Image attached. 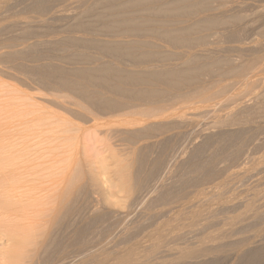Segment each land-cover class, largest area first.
<instances>
[{
  "label": "bare ground",
  "instance_id": "1",
  "mask_svg": "<svg viewBox=\"0 0 264 264\" xmlns=\"http://www.w3.org/2000/svg\"><path fill=\"white\" fill-rule=\"evenodd\" d=\"M8 1H6V2H8ZM10 1L15 2L17 0H10ZM29 1H31L32 4L30 2H28V3H30L32 5V7L27 6L28 8H25L27 10H24V11L29 12V13H30V11H28V9L31 8V10H33L32 8L34 7V11H32V13L35 12V9H37L38 10L37 12L38 13L40 12L42 14L43 12L50 10L55 5V3H54L55 0L54 1L52 0V2L54 3V4L51 3L52 5L49 4V2L47 3L48 0H29ZM63 1L65 2L66 0H62L61 2H63ZM85 1L89 2V0H85ZM228 1H229V4H231L230 0H228ZM247 1H249V0H247ZM57 2H56V4H57ZM226 2L227 1H225V0H96V1H92L91 3L89 2L88 6L91 4L92 7L88 8V10L91 9V11H88L86 8V7H88V6H86L87 2H85V5H84V2L79 1V2H77L78 4L76 3L77 5H80V6L82 5L81 6L82 8L86 6L82 12L80 11L81 12L80 15L83 16V18H86L88 15H91L90 12L92 14H93V12H97L96 14L94 13L92 15L93 20L94 19L96 20V24H94L95 20L93 22L91 21L93 24L86 23V22L75 23L76 21L71 20L74 23H72V25L70 26V28L67 31H66V29H64L67 33H69L68 34L69 36H68V38H66V40H64L63 42H60V44L61 43L65 44L67 47L70 46L72 48H75V50L76 49L81 50L79 52H78V50L75 51V53L76 52L77 53L74 55L71 54L72 56H69L67 54L69 56V59L67 60L68 61L67 64L69 63L70 65L74 66L73 68L71 67V69L68 71H66V70L63 71L61 69L59 70L58 69V68H60L59 65H58V67L53 66L54 69H52V67H51L52 65H50L49 63L50 62L52 63L53 60L49 62L48 60H51V59H48L47 53L45 52V50H43V51H44V53H46V55L40 50L41 48L39 49L35 46L36 44L35 45L33 44L32 40L34 38L31 39L32 35L30 32V28H29L30 27L29 22H32V21L29 20L28 22H26L27 19H29V18H27L24 21H21L25 17L22 18L19 16L22 19L16 18V19H19L16 21L12 17L11 20L14 19V21L8 20V22L7 21L0 22V211L3 213V215L5 217V221H3V222L6 223V228H5L6 232L4 231V234H6L5 238H7V244H9L7 251L5 250L6 251L5 253L2 252L0 254V256L4 258V259H2L5 261L4 264H34L35 263L34 261H35L36 256L38 254L39 255L45 254L46 258L44 259V264H77V260H78L79 256L81 255V247L82 246H89V244L91 242V241L89 242L88 240H86L87 237L85 238L84 235L86 236L87 231L89 230V228L92 229V226L94 224L92 225V223H91V226L88 227L90 224L88 225V223H87L88 226L87 225L85 226L82 224V222L80 223V217H79L80 216V209L78 206L79 198H80L82 192H84L86 188H84V186L80 184L82 179L79 180V178H80L79 177V174H80L79 170L80 169L78 168V166H80V165H78V162L76 161L78 159V157L76 160H74L73 158H67L63 155V153H60L61 149H59L60 150L59 151L58 148H57L58 151L55 150L56 152H54L56 154L54 156H52L53 155L51 152L52 146H53L52 143H51L52 146L49 144L51 146L50 147L51 150L48 151L49 148L47 149V151L49 152L50 155H48V152L47 153H41L40 154L41 157H40L38 155V153L33 152V151H36V149H38V148L34 147L35 143L38 144L39 142H42V140H41L42 138L44 139L43 140L44 142L47 141L46 140V137H47L46 134L47 133L51 134V132L54 131L55 134L58 133V135H59L58 137L60 138V134H61L60 129L62 130L63 125H61L59 122H63V120H61L63 117L61 118V115L59 113H58L59 115L57 113L53 114L54 111H52L51 109L50 110L52 112L51 111L49 112L48 105L50 104V102L48 101L47 96H48V92H51L50 90H53L55 92L68 93L69 95H71V97L74 96V98H75L74 100L78 99V102L81 103V106H79V107L83 106L82 108L88 113L87 115H89V116H85V121L83 120L86 123L88 122V124L90 122H93V123L97 122V120H100V118L105 119L106 117L111 118V120H112V118L113 119H121L120 117H122V118L132 117V119L134 118V121L131 120L132 122L129 120V118L127 119L129 122L126 120L128 123L127 125H131V127H132V125L135 126V127L133 126L134 129H131V127L129 129H127L125 127L126 125L124 127H123V125L122 126L120 125L121 128H126V129H120V128L118 129L119 125L118 126L115 125V127H117V129L113 126H109V128H107L108 133H110L109 136L112 135V137H114V139L119 138L122 141L129 143L131 145V147L129 145H127L128 148L132 149V151H133V152L131 151L132 154L135 153V156L134 157L132 156V158H133L132 165H133V172H134V178H133L134 179V183H133L134 187L130 189L132 192L133 191L136 192V190L138 191L139 189L141 190L144 187V183H147L146 182L147 179L149 180V177L151 176L150 174L147 175L146 172L144 174L142 171L143 166L145 164H147L146 160H148L147 158L149 157L147 155L148 154L150 155L153 152L152 149H154V148L159 150L160 155L164 152L167 153V151L169 152L170 150H171V152H173L172 150L176 144V141L179 138L182 139V136L184 134H186L188 130L191 131V128L194 127L193 126V120H195L198 117H199L198 118L199 120L205 119V118H203V117H205V115H201V117L203 116L202 118L199 116V114H198V116L196 115L197 117L195 116V114L200 111L201 107L204 106L205 108L206 107L209 108L208 106L210 104H212V106L214 104L218 105L221 103L222 100H223V102H222L223 105L225 104L226 101L227 102L231 101L230 103H232L233 106H234V104H238V106H239V108L236 109L234 107L237 105H235L233 107V111H232L231 110L232 107H230L231 105L229 104L230 105L229 106L227 103L225 104V107H227L226 105H228L231 108L230 109L231 111L229 110V108L228 109L224 108L227 111L229 110L231 112V113H229V115L226 116L229 119L230 124H228L227 118L224 119L225 118L224 116L219 117L220 119L218 118V116H216L215 118L218 119V121H216V122L213 121L214 117H212L213 120L211 119L212 122L210 125H212L214 122L217 124V122H219V120H220L221 121V122H219L220 124L222 122L225 124L224 121H226V124H225L226 126H224L223 123L221 124L224 127L232 126L231 128H236V129L232 130L231 133H230V131H228L229 133H227V135L224 134V132H223L225 137L226 136H228V137L226 139H224V135H223L222 140H221L222 142L220 141L221 143H220L219 147L217 146L219 149H221L219 151V154H221V155H222L221 152H223L227 147L230 148V145L233 144L234 142L236 143V141L239 140V138L245 137V135L242 134V132H244L246 129L245 125H247V127H248V125H251L252 122H255L253 120H257L259 118L262 119V117L264 116V89L262 91V88H264V87L262 85V88H259V87H261V86H259V85H261L260 81L263 80V79H261L262 77L260 78V81H259V77L257 80V76H258L257 74L260 73L259 69H258L259 72H257V74H256V80L257 81L255 80V82L260 83L258 85L259 86L258 88L261 89L262 92L258 93L257 92V91H259L258 89H257V91L254 90L257 87H255L256 84H254V82H252V81H254L253 80L254 79L253 74L255 73L254 71L259 67L260 59L263 56H255L254 55V57H253V59H251V61H244L246 63L242 62L244 64L235 66L234 64L231 63V61H234L232 58L233 57L235 58V56H232V58L229 59L230 58L229 56H228L229 58H225V57L220 58V57H217V55L215 57L214 56L215 54H212L211 52H210V54H212V55H210L208 53L209 51H212L213 53L215 52L214 50H209L207 48V46L209 47V45H211L210 39H213V38L219 37V38H221V40L225 39V41L227 40L229 43L230 42H238L239 43V40H240L239 38H240V35L242 34L240 32L241 30L239 27L242 26L241 28H243L244 24L243 25L241 24V26H239V25L244 18L242 16H240L241 14H238V13L228 14V11L225 9ZM28 3L25 4L24 6L28 5ZM22 4H24V3H22ZM19 5H21V4H19ZM31 5H29V6H31ZM73 5H74V3H73ZM230 6L232 7L233 5L231 4ZM63 7L61 6V8H63ZM20 8H19V10H20ZM58 8L59 7H57V9ZM63 9L68 11L66 8H63ZM232 9H233L232 12L235 13L234 7ZM58 10H60V8ZM100 10L103 12H99ZM21 11L24 12L23 10H21ZM21 11L20 12L18 11V14H20ZM261 13H260V15H261ZM45 14H47V16H48V13H45ZM76 14L77 13L75 12V15L72 17V19L77 18V20H79V21H80V19L82 20L81 17L80 18L77 17L80 15L79 14L76 15ZM15 15H17V13ZM33 15H35L34 18L40 19L39 18L40 15H38V17H37V15L35 13L31 14V16H33ZM42 15H44V13ZM57 15H58V13L56 14V18H58ZM28 17H29V15H28ZM44 17H46V15ZM92 17L90 18L88 16L89 19H92ZM261 17L264 18L262 15H261ZM49 18L55 19L54 16L52 15V13L50 14ZM245 20H243V22H247ZM39 21L40 20H38V23L42 22V21L41 22H39ZM247 24H249V23H246V25ZM246 25H244V26H246ZM243 29H245V28H243ZM63 31L61 33H63ZM77 35L78 36L81 35L83 37H77ZM98 38H100V39L103 38L105 40H103V39L99 40ZM215 40L217 41L220 39H215ZM216 41L211 46L215 45ZM56 42H58V41H56ZM230 44H232V43H230ZM37 45H39V44L37 43ZM55 45H57V44L55 43ZM57 47L59 48L58 45H57ZM214 47H216V46H214ZM197 48H200V52H202L203 54H198L196 52ZM235 48H237V47H234V49ZM241 48L242 47L239 46V49H241ZM207 49H208V52H206ZM237 49H235V54L237 53L236 52ZM90 50H95L94 54H96V52L98 53V54H96L97 58H93L95 56H92L90 58L86 54L81 53V52H86V51L88 53ZM221 50H223V49H221ZM197 51H199V50L197 49ZM260 51H262V50H260ZM90 52H92V51H90ZM233 52L234 51H232V53ZM204 53H205V55H204ZM257 53L259 54V52H257ZM257 53H255V54H257ZM246 54H244V55H246ZM253 54H252V56H253ZM97 55H99V57ZM239 55H241V54H239ZM239 55H237L238 58H239ZM252 56L250 57V55H249L248 57L252 58ZM63 61H65V60H63ZM235 61L238 62V60H235ZM240 61H242V60L240 59ZM261 62H262V59H261ZM53 65H54V62H53ZM60 65H62V64H60ZM65 65H66V63H65ZM62 67H64V66H62ZM252 76H253V79L251 78L252 81H248V80H250V77H252ZM224 79H225V83L223 82ZM227 80H228V82L230 80H232V83L230 82V84H229L227 82ZM247 81L249 83H247ZM252 83L254 84V86ZM243 84L246 86H244ZM240 85H243L244 87H246V89L242 88ZM251 85L253 86V91H252ZM239 86H240V89H238ZM232 88L233 89L236 88L235 91L236 90L240 91L241 88L244 89L245 91L241 90L240 92L233 94L232 91H234V90ZM230 91L232 92L233 95H231V94L228 95ZM255 91L257 94H255ZM34 92H36V93L38 92L40 94V97L37 99V101H36L37 95H34ZM252 92H254V94ZM227 95H228V97L230 96L229 97L230 100L229 99L224 100V98H226ZM248 97H251L250 100H252V102H253L252 103L253 105L249 104V106H251V107H247L248 104L247 105L244 104V103H248V101H249ZM51 99H53V98H51ZM54 99H55V97H54ZM244 99H246L248 101L244 102ZM55 100H53V101H55ZM70 101H72V100H70ZM60 103H62V101H60ZM57 104H59V103H57ZM239 104L240 105L242 104V106H240ZM61 105H63V104H61ZM77 105H80V104L78 103ZM75 106H76V104H75ZM218 106L220 107L221 105H218ZM218 106L214 105V108L215 107L217 108ZM195 107L196 108L198 107V110ZM219 107L217 109H220L222 111L223 108L221 107L222 108L221 109ZM60 109H62V108L60 107ZM63 109H64V107H63ZM195 109H196V111L194 112ZM189 110L190 111L192 110L194 112L193 115L186 113ZM208 112H205L204 114L207 113V116L209 119L211 117V116L209 117V115H211V114H208ZM210 112L212 113V111H210ZM50 113H52V114H50ZM60 113H61V111H60ZM221 113H223V112H221ZM76 114H78V113H76ZM212 114H214V113H212ZM260 114H262L263 116H261ZM190 115H192V117ZM259 115H260V117L257 118ZM221 116H222V114H221ZM77 117H79V116H77ZM188 117H190V118H188ZM254 117H256L257 119H253ZM68 118H69V116H68ZM108 118H107V120H108ZM135 118H137V119L135 120ZM51 119H53V120L55 119L56 120L55 122H58L59 126H61V127L55 125V123H52ZM198 119H196L194 122L196 123V121ZM149 120H151V122H148ZM152 120H155V122H152ZM203 120H201L200 122H202ZM222 120H224V121H222ZM122 121H124V120H122ZM120 123H121V121H120ZM125 123L122 122V124H125ZM256 123H258V122H256ZM259 123H262V121ZM201 124H205V122H203ZM253 124H255V123H253ZM81 125H83V124H81ZM93 125H94V127L96 126L95 123ZM259 125H260L259 128H261L262 127L261 124H259ZM262 125L264 126V123H262ZM136 126H138V127H136ZM197 126H199V128H200V125L197 124L196 128H197ZM223 126H220V127H223ZM255 126L254 127L251 126L249 128H251V130H253L252 127L255 128ZM78 127H80V126H78ZM97 127H98V125H97ZM97 127L94 129L97 130ZM100 127L101 126H99V128ZM102 127H103V129L106 130V128H104L105 126H102ZM99 128H98V130H99ZM196 128H193V129L196 130ZM243 128H245V129L242 130ZM249 128H247L248 131H250ZM256 128H258V127L256 126ZM262 128L264 129V127H262ZM262 128L260 129L261 131L263 130ZM69 130H70V128H69ZM83 131H85V128ZM92 131L95 133V131L93 129H92ZM189 131H188V133H189ZM253 131H255V130H253ZM62 132H64V131H62ZM76 132H77V130H76ZM86 132H87V130H86ZM201 132L198 131V132H196L195 135H197V133H201ZM251 132L252 131H250V133ZM257 132L258 131H256V133H255L256 135H257ZM94 133H91V134L95 135ZM191 133L192 132H190V134ZM250 133L248 132V134H250ZM190 134H189V136H190ZM253 135H254V133H253ZM40 137H41V139H40ZM53 137H55V135ZM37 138H39L40 140H38ZM51 138H52V136H51ZM94 138H95V136H94ZM153 138H157L159 140V142L157 141V139H154L155 144L151 143ZM219 138H221V137H219ZM219 138H218L217 142H219ZM35 139H37V141H39V142L37 143V141ZM49 139H50V137H49ZM85 139L84 140L87 141V135H86ZM103 139H104V137H103ZM33 140H35L34 141L35 143L33 142ZM99 140H101V139H99ZM147 140L148 141L150 140L149 142L151 144L149 142H148L149 144L144 143L145 145L144 146L142 145V147H139L140 144L136 145L140 141H141L140 143H142V141L146 142ZM251 140L252 139H250V141ZM260 140H262V139H260ZM156 141H157V143H156ZM32 142H33V144H32ZM116 142H118V139ZM125 142H124V145L127 144ZM186 142L187 141H185V143ZM237 142L239 144L242 141L241 142L237 141ZM247 142H249V138H248ZM70 144H72V143H70ZM122 144H121V146H122ZM111 145H113V144H111ZM132 145L133 146L136 145V146L132 147ZM242 145H241V148H235L236 149L235 151L232 150L231 148H230L231 150L227 149V150H230L231 152H233L232 154L230 152V154L233 157H235V159L233 158V160H237L238 158L236 159V156L237 157L240 156V153L244 150L243 149L241 151ZM244 145H245V143H244ZM113 146H115V145H113ZM113 146H112V148H113ZM202 146H203V144H202ZM32 147H33V149H32ZM39 147H40V145H39ZM76 147H77V145H76ZM237 147H238V145H237ZM34 148H36V149H34ZM54 148H56V147H54ZM116 148H118V147H116ZM121 148H123V146ZM124 148H125V146H124ZM199 148H200V146H199ZM259 148H261V147H259ZM125 149H127V148H125ZM44 150H46V149H43L42 151H44ZM149 150H151L152 152L150 151L151 153H147ZM257 150H259V149H257ZM39 151L40 150L38 149V152ZM129 151H130V149H129ZM161 151H162V153H161ZM145 152H146V155H145ZM154 152H157V151H154ZM226 152L228 153V151H226ZM245 152H247V151H245ZM32 153L33 154L35 153L34 154L35 159L37 158L36 157L37 155L40 158L39 161L41 163H38V165H37V167L38 166L40 167V168L38 167V169H39L38 172L36 169L37 168L36 165H34L35 167L32 165L35 161ZM181 153H182V151H181ZM196 153H197V151H196ZM224 153H223V155H224ZM165 154H163L161 157H159V154H158V159L156 161L159 160L158 161L159 164H156V165L159 166L162 163L160 161V158L162 159V157ZM192 154H193V156H196L194 153H192ZM192 154H191V156H192ZM219 154H216V155H219ZM42 155H44V156H42ZM221 155H219V156H221ZM49 156L52 157V160H51V157L49 158L50 160H48ZM228 156H230L229 153H228ZM241 156H243V155H241ZM246 156L244 158H246ZM44 157H46L47 159L46 158L45 159L48 162L50 161L53 164V166L51 165L49 167L50 164L48 165V162L45 161ZM145 157H146V159H145ZM214 157H215V155H214ZM39 158H37V159H39ZM239 158L241 160V157H239ZM260 158H262V157H260ZM170 159H172V158L170 157ZM53 160H54V162H52ZM223 160L226 161V157ZM230 160H228V162ZM256 160H258V159H256ZM189 161H191V160H189ZM45 162L47 163L46 164L47 166L46 165L43 166L45 164ZM153 162H154V160H153ZM210 162H211V160L209 161V164H210ZM214 162H215V158H214ZM220 162H221V160H220ZM167 163H169V162H167ZM177 163H175V164H177ZM257 163H259V162H257ZM164 164H166V163H164ZM234 164H236V163H234ZM186 165L194 172V176H195V174H197V172L204 170V167L201 164V161L200 162L195 161L194 158L192 159L190 164L188 163ZM240 165L242 166V164H240ZM247 165H248V162H247ZM31 166H33V167H31ZM151 166H154V163ZM158 166L156 168L153 167V170L157 169ZM161 166H163V163ZM161 166H160V168H161ZM210 166H211V164H210ZM234 166H236V165H234ZM249 166H251V165H249ZM30 167L35 169L36 172H33L34 170L31 169ZM41 167L44 169L46 168L47 169V170L45 169L46 172ZM145 167H146V165L144 166V169H145ZM254 167L256 168L257 165ZM80 168H81V166H80ZM189 168H188V171H189ZM234 168H237V167H234ZM243 168H244V166H243ZM258 168H260V167H258ZM53 169H55V171H53ZM148 169L149 168L147 167L146 170H148ZM163 169H165V168H163ZM206 169H208V168L206 167ZM50 170H52L51 171L52 173L54 172L53 174L56 175L57 180H55V178H54L55 175L52 174V176H54V177H51V175H50L51 173L49 172ZM211 170H213V169H211ZM241 170H238V171H240L239 175L243 172ZM40 171L42 173H40ZM160 171H161V169H160ZM208 171H209V169H208ZM255 171H253V172H255ZM176 172H178V171H176ZM204 172H206V173H204ZM204 172H201V174L199 173L200 174V176L198 175L199 177L195 176L196 178L190 179V181L188 180L189 182H192L190 184L188 183V181H186L187 179L184 181L181 179L182 178L181 177L180 179L184 182L181 181L182 183L180 185H182V186L184 185V187H185V183H188L189 185H191L193 183H200V182L203 183L206 179L211 177L209 174L210 171L209 172L204 171ZM244 172L248 173L247 170ZM46 173H48V175L50 176L49 179H48V177H47L48 175ZM234 173H235V171H234ZM234 173L232 175H234ZM236 173H238V172H236ZM236 173H235V175L238 176V174H236ZM246 173L243 176H247L248 174L246 175ZM39 174L44 175L43 179H46V177H47L49 182L52 181L53 186L47 182V179L44 181L42 179L43 182L42 181H41L42 183L39 182L40 186H39V184L37 185V187L34 186V181L40 176ZM160 174L162 175V173H160ZM214 174H215V172H214ZM165 175H166V173H165ZM167 175H168V173H167ZM215 176H217V175L215 174ZM237 176H235V177H237ZM33 177H34V179H33ZM212 177H213V175H212ZM226 177L228 178V176H226ZM150 178H152V177H150ZM161 178L163 179V177H161ZM231 178H228V179L231 180ZM52 179L55 181H53ZM158 179H159V177H158ZM233 179L235 180V178H233ZM253 179L255 180V177ZM104 180H107V179L105 178ZM210 180H211V178L209 179V181ZM240 180H239V182H240ZM226 181H227V179H226ZM235 181H233V182H235ZM248 181H251V180H248ZM261 181H263V180H261ZM261 181L257 180V182H260V184L262 183ZM52 182H50V183H52ZM205 182H208V181H205ZM233 182H231V184ZM103 183H106V182L104 181ZM208 183H207V185L209 186L210 183L209 184ZM247 183H249V182H247ZM204 184H203V186H205ZM257 184H259V183H257ZM48 185L52 186L53 188L52 187L50 188ZM226 185H224V187H226ZM238 185H240V184H238ZM123 186H124V184L122 185L121 189H123ZM182 186L181 187L179 186L181 189H179V187H178L179 190L177 192L172 191V189L175 190V188L171 189V187L170 188L168 187L171 190L165 188L166 189V191L164 189L165 192H162L163 191V189H162L160 198H158L157 201L155 199V201H153V203L151 202L152 199H150L152 196L151 192H152V189H155V188L158 189V187H156V186H155V188L151 187L150 190H144L145 192H143L142 194L140 193L141 195H140V197H137L138 198L137 200H134L132 198L135 203L138 201V205L135 204L137 206L144 207L145 203L148 202L143 210L147 211V213L148 212L150 213V214L148 213L149 215L147 213H145V214H147L149 216L148 218H150V220L152 219L151 224L149 225L148 224L149 222H148L147 224L149 226L147 227L146 226L147 224L145 223V221H143V223L142 222L140 224L137 223L139 225H136V226H134L135 224L134 225L129 224V226L126 225L127 219L132 214L134 215V213L132 212V211H134V210H132L134 208L131 209V207H133L135 205L129 207L130 209H127L126 213H124L121 216V217H123L122 218L123 220L119 221L121 224L119 223V226H118V224L115 225V227L117 226L118 228L121 226L120 230L123 232L122 235L124 234L122 239H123V241L125 240V242H123L121 240V243L123 242L124 246L126 244L127 246H129V248L124 249L123 251L119 252L118 253L119 256L116 254L115 256L117 258L116 259L114 258L115 261L113 260L114 262L111 264H211L212 262L214 263V261L218 263L217 258L219 257V255L221 256V254H222V256H224L223 254H227V253L229 254L230 252L233 253L234 257H236V258L239 255H240V257H243L242 255L248 256L247 257L248 260H246V259L245 260L247 262H250L251 264L252 263L254 264V261L260 260V258L264 254L261 255L262 253H260L259 250H256L254 247H252L255 244H251L252 246H249L250 241H249V243L247 242L248 243L247 244L245 242L242 243V241H240V239L238 240V242H235L236 239L233 240L232 238L236 237L235 234H239L237 232L239 230L238 225L241 226L243 224L242 222L245 221L244 219H247L246 218L247 216L248 217L250 216V217H253L256 219V217L259 215V212H258L259 209H257L255 206L259 203L257 200H260V202L262 201L261 203L264 204V190L262 191L263 193L261 195L259 194L260 195L259 197H258V194L254 193L252 200L250 199L248 201L246 200L243 202H241V201L238 202L239 200L237 199L238 198L237 197L236 198L237 202L234 203L236 200L235 198H234L235 199L234 202L228 200L230 197H232V195L228 199H225L224 195L221 194L220 192L216 193L214 195H212L213 193L211 194V192H210V194H209V192H208L207 195L208 196L210 195V197H208L205 194V192H207L206 191L207 189H206L204 191V195H206L207 198H204L203 197L204 195L202 197H201V194L197 195V193H201V191L195 192L197 196L196 195L194 196L192 193L187 194L186 190L184 192L182 190ZM191 186H193V185H191ZM248 186H250V185H248ZM251 186H252V184H251ZM126 187L128 189H126ZM126 187H125L126 191L128 190L130 192L128 185ZM211 187L217 188V190L213 189L214 193H215V191H218V189H219L218 186L214 187L211 185ZM239 187L241 188V186H239ZM98 188H97V190H98ZM111 188H113V187H111ZM240 188H238V189L240 190ZM146 189H147V187H146ZM176 189H177V187H176ZM190 189L191 188H189V191L193 192V191H191L192 189L191 190ZM195 189H197V188H195ZM198 189H200L199 186H198ZM209 189H210V186H209ZM251 189H252V187H251ZM210 191H212V190H210ZM127 192L125 194L126 197H128ZM132 192L130 193L131 196H132ZM46 193H48V195ZM97 193H99V192H97ZM100 193H101V191H100ZM103 193H105V192L103 191ZM156 193H157V190H156ZM236 193H237V191H236ZM247 193L249 194V192H247ZM257 193H259V192H257ZM37 194L40 195V197L41 196L44 197V198H41L42 203L46 197L44 202L46 203V206H47L44 211L42 210L43 212L40 211V209H38L40 211V214L43 213V218H41L42 220H41L40 227L39 226L37 227V225H36V227L38 228V231L42 232V236L45 239V244H43V243L41 244L39 253L37 251H30L29 252V251H26L24 249L23 246L27 242L26 235H27L29 229L28 228L26 229V227L25 228L22 227L17 222L18 219H17V213H16L17 212L16 206L19 205V203L20 204L23 203L24 201H22V200H26V201L30 200V204H31L32 197L37 195ZM158 194H159V190H158ZM231 194H232V192H231ZM191 195H193V196H191ZM226 195H228V194L226 193ZM241 195L238 194L237 196H241ZM243 195L245 196V194H243ZM102 196H100V197H102ZM158 196L156 195V197H158ZM105 197H106V195H105ZM105 197H104V199H105ZM108 197L110 198V196H108ZM234 197H235V195H234ZM241 197H239V198H241ZM129 198H130V196H129ZM37 199H39V198H37ZM255 199L258 202L256 205H255V202H256ZM119 200H120V198H119ZM121 200H123V199H121ZM231 200H232V198H231ZM20 201H22V202H20ZM101 201H102V199H101ZM105 201L106 200H104V202ZM27 202H25V203H27ZM87 202H88V200H87ZM107 202L110 203L109 201H107ZM154 202H157V203H154ZM37 203H39V202L37 201L36 204ZM42 203L41 204L39 203L38 205H42ZM45 203L43 205H45ZM116 203H117V201H116ZM36 204H34V205H36ZM117 204H119V203H117ZM117 204H115V205H117ZM143 204H144V206H143ZM155 204H158V206H155V208L160 207L159 211H157L158 208L156 210L154 208H152L153 205H155ZM262 204H260V205H262ZM110 206H112V205H110ZM122 206H124V205H122ZM239 206L240 207L242 206V208L244 209V211H242L243 209L241 210L239 208L240 211H242L241 213H243V214L237 213L236 216H233V217H232V213H231V216L227 214L228 211H231V210L233 211L235 208H238ZM87 207H89V206L87 205ZM38 208H39V206H38ZM41 209H43V208H41ZM135 209L137 210L136 207H135ZM115 210H116V208H115ZM138 210H140V209H138ZM18 211H22V209L18 210ZM31 211L35 212V210H31ZM82 211H84V210H82ZM101 211H103V209ZM144 211H142V212L144 213ZM153 211L155 213H152ZM260 211H262V210H260ZM120 212H122V211H120ZM225 212H226V215L225 216L222 215V216H224V218L219 217L221 214H224ZM2 213H0V215ZM135 213H137V212H135ZM36 214H38V213L36 212ZM102 214H104V213H102ZM132 216H131V218H132ZM104 218H106V217H104ZM160 218H163V219L168 218L167 219L168 221L165 220L164 224L166 226H169L171 224L170 227L166 229L165 225L163 223H161L162 219H160ZM35 219H36L35 217H34V219L32 218V220H35ZM143 219H145V218H143ZM143 219H141V220H143ZM157 219L160 220L159 224H158ZM137 220H138V218H137ZM184 220H185V222H183ZM256 220H258V219H256ZM93 221H98V219L93 220ZM1 222H2V220H1ZM23 222H25V220ZM116 222H118V221H116ZM248 222H250V221H248ZM94 223H96V222H94ZM244 224H247V223L244 222ZM130 226H132V227L134 226V227L130 228ZM163 226L166 230L164 228H162ZM117 227H116V229H118ZM159 228L164 229L165 231L164 230L163 231L165 233L162 234L160 232L162 229L160 230ZM249 228H250V226H249ZM157 232H160L161 234L157 233ZM258 233L262 234V236H263L264 227H263V229L259 230ZM87 235H89V234H87ZM190 235L194 236L193 238L195 239V242L191 240L192 242H194V244H192L193 246L188 247L185 245V243L191 242V241H188L189 239H191ZM188 236H189V239L186 238ZM242 236H238V238L239 237L241 238ZM253 236L255 238V234ZM256 236L259 237V235H256ZM247 237H248V235H247ZM87 239H89V238H87ZM118 239H120V236ZM186 239H188V240H186ZM260 239H262V238L260 237ZM149 240H152L151 244L147 242ZM252 240L253 239H251V243H252ZM184 241H187L184 243L185 246L183 244H181ZM145 242L148 243V247H147V245H146V247L144 246ZM256 242H259V241H256ZM253 243H254V241H253ZM149 244H150V246H149ZM257 244H260V243H257ZM243 248H245V249L243 250ZM101 252H102V250H101ZM226 257H228V256H226ZM107 258L108 257H106L105 259H107ZM230 260L232 261V259H230ZM103 261H102V263H99V264H105V263H103ZM78 263H79V261H78ZM240 263L242 264L244 262H240Z\"/></svg>",
  "mask_w": 264,
  "mask_h": 264
},
{
  "label": "rangeland",
  "instance_id": "2",
  "mask_svg": "<svg viewBox=\"0 0 264 264\" xmlns=\"http://www.w3.org/2000/svg\"><path fill=\"white\" fill-rule=\"evenodd\" d=\"M6 1H8V0H0V22H5V21H7L8 22V20L9 21H14V19L17 21V20H19V19H22L23 17H25V18H23L21 21H24V20H26L27 18H29V19H27V21L26 22H28L29 20L30 21H32V22H29L30 23V32H31V35H32V38L31 39H33L32 40V42H33V44L37 47V48H41L40 50L44 53V51L43 50H45V52L47 53V57H48V59H51V60H48L49 62L50 61H52V63L50 62H48L50 65H52L51 67H52V69H54L53 68V66L55 67V66H57L58 67V65H59V67L60 68H58L59 70L61 69V70H66V71H68V70H70L71 69V67L73 68L74 66H72V65H70L69 63L67 64V60L69 59V56H72V55H74V54H76L75 53V51H77L78 50V52L79 51H81L80 49H76L75 50V48H72V47H67L65 44H60V42H63L64 40H66V38H68V34L69 33H67L66 31L70 28V26L72 25V23H74L73 21H76L75 23H77V22H86V23H91V24H93L92 22L95 20H93V17H92V15L95 13H97V12H93V14L90 12V14L91 15H88L90 18L92 17V19H89L88 18V16L86 17V18H83V16H81L80 14H81V12L83 11V9L86 7V6H88V4H89V2L91 3L92 1H96V0H89V2L88 1H83V0H66L65 2L63 1V2H61L62 0H53L54 1V3H55V5H54V7H52L50 10H48V11H46V12H43L44 13V15H42L40 12L38 13L37 11V9H35V12H33V13H35L36 15H37V17H38V15H40L39 16V18L40 19H36V18H34L35 17V15H33V16H31V14H33L32 13V11H34V7L32 8L33 10H31V8L30 9H28V11H30V13L29 12H26V11H24V10H27V9H25V8H28V7H32V3H31V1H29V0H17V1H8V2H6ZM58 1V2H57ZM79 2V1H82V2H84V5H85V2H87V4H86V6L85 7H81L80 5H77L78 3L77 2ZM225 1H227L226 2V4L228 5H226L225 4V9L228 11V14H236V13H238V14H241L240 16H242L244 19L243 20H245V21H247V22H243V20H242V22L240 23V25L239 26H241V24L243 25H246V23H249V24H247L246 26H244L243 25V28H245V29H243V28H241V27H239L240 28V32L242 33H240L241 35H240V40H239V43L238 42H230V43H232V44H230L227 40L225 41V39L223 40H221V38H213V39H210V41H211V45L212 44H214L215 43V39H220V40H217L216 41V44L215 45H213V46H211V45H209V47L207 46V48L209 49V50H214L215 52L213 53L212 51H209L208 52V49H207V51L206 52H208L209 54H210V52L212 53V54H215L214 56L216 57V55H217V57H220V58H223V57H225V58H229V59H231L232 58V56H235V58L233 57L232 59L234 60V61H231V63L232 64H234L235 66H237V65H241V64H244V63H246V62H244V61H251V59H253V57H254V55L255 56H263V57H261V59H262V62H261V59H260V65H259V67L254 71L255 73L253 74L254 75V79H253V76L252 77H250V80H248V81H252L251 80V78L254 80V81H252V82H254V84H256V86L255 87H257L256 89H254V90H256L257 91V89L259 90V91H257L258 93L259 92H262L263 91V89L264 88H262V85H263V87H264V18H262L261 17V15L264 17V0H249V1H247V0H230V2H231V4L233 5L232 7L230 6L231 4H229V1L228 0H225ZM233 1V2H232ZM261 1V2H260ZM28 2H30V3H28ZM49 2V4H54L53 2H52V0H48L47 1V3ZM56 2H57V4H56ZM61 4H60V3ZM68 2V3H67ZM70 2V3H69ZM22 3H24V4H22ZM28 3V5H26V6H24L25 4H27ZM66 3V4H65ZM73 3H74V5H73ZM77 3V4H76ZM6 4V5H5ZM19 4H21V5H19ZM48 4V5H49ZM51 4V5H52ZM63 4V5H62ZM29 5H31V6H29ZM71 7H70V6ZM8 8H7V7ZM18 6V7H17ZM28 6V7H27ZM61 6L63 7V8H66L68 11H66L65 9H63V8H61ZM230 6V7H229ZM21 7V8H20ZM56 7V8H55ZM57 7H59L60 8V10H58L57 9ZM76 7V8H75ZM90 7H92V5L90 4L88 7H86L87 8V10H88V8H90ZM230 9H229V8ZM234 7V12L235 13H233L232 12V8ZM19 8H20V10H19ZM70 8V9H69ZM80 10H79V9ZM8 9V10H7ZM76 9V10H75ZM6 10V11H5ZM14 10V11H13ZM21 10H23L24 12H22ZM58 12H57V11ZM65 10V11H64ZM78 10V11H77ZM261 10V11H260ZM8 11V12H7ZM18 11L20 12L21 11V13L20 14H18ZM81 11V12H80ZM88 11H91V9L90 10H88ZM2 12V13H1ZM17 13V15H15L16 13ZM55 12V13H54ZM58 13V15H57V17L58 18H56V14ZM62 12V13H61ZM75 12L77 13V14H79L80 16H77V17H81L82 18V20L80 19V21L79 20H77V18H74V19H72V17L75 15ZM99 12H103V11H99ZM262 12V13H261ZM6 13V14H5ZM12 13V14H11ZM15 13V14H14ZM45 13H48V16H47V14H45ZM52 13V15L54 16V18L55 19H50L49 17H50V14ZM259 13V14H258ZM260 13H261V15H260ZM76 14V15H77ZM28 15H29V17H28ZM44 17L45 15H46V17H42V16ZM10 16V17H9ZM18 16V17H17ZM22 17V18H20V17ZM247 18H246V17ZM2 17V18H1ZM4 17V18H3ZM14 18L13 20H11V18ZM85 17V16H84ZM10 18V19H9ZM16 18H19V19H16ZM33 18V19H32ZM48 18V19H47ZM35 19V20H34ZM84 19V20H83ZM86 19V20H85ZM38 20H40L39 22H41V23H38ZM47 20V21H46ZM71 20H73V21H71ZM34 21V22H33ZM92 21V22H91ZM36 22V23H35ZM95 23L94 24H96V20L94 21ZM74 25V24H73ZM62 28V29H61ZM64 29H66V31L64 30ZM58 30V31H57ZM61 30V31H60ZM64 30V31H63ZM245 30V31H244ZM60 31V32H59ZM63 31V33H61ZM34 32V33H33ZM49 32V33H48ZM66 32V33H65ZM53 33V34H52ZM38 34V35H37ZM49 34V35H48ZM57 34V35H56ZM65 34V35H64ZM247 35V36H246ZM242 36V37H241ZM37 37V38H36ZM77 37H83V36H81V35H77ZM87 38V37H86ZM243 38V39H242ZM99 40H101V39H103V38H98ZM103 40H105V39H103ZM215 40V41H214ZM249 40V41H248ZM44 41V42H43ZM56 41H58V42H56ZM222 41V42H221ZM35 42V43H34ZM218 42V43H217ZM37 43L39 44V45H37ZM55 43L59 46V48L57 47V45H55ZM223 43V44H222ZM41 44V45H40ZM243 44V45H242ZM65 45V46H64ZM42 46V47H41ZM61 46V47H60ZM64 46V47H63ZM214 46H216V47H214ZM219 48H218V47ZM239 46L240 47H242L241 49L244 51H242L241 49H239ZM211 47V48H210ZM213 47V48H212ZM231 49H230V48ZM234 47H237V48H235V49H237L236 50V54H235V49H234ZM218 48V49H217ZM234 50H233V49ZM63 49V50H62ZM197 49L199 50V51H197ZM196 49V52L198 53V54H203L202 52H200V48H197ZM221 49H223V50H221ZM228 49V50H227ZM245 49V50H244ZM249 49V50H248ZM47 50V51H46ZM50 50V51H49ZM251 50V51H250ZM255 50V51H254ZM260 50H262V51H260ZM90 51H92V52H90ZM88 53H87V51L86 52H81V53H84V54H86L87 56H89L90 58L92 57V56H95V57H93V58H97L96 57V54H98L97 52H96V54H94L95 53V50H90ZM222 51V52H221ZM226 51V52H225ZM230 51V52H229ZM232 51H234L233 53H232ZM225 52V53H224ZM257 52H259V54L257 53ZM46 53H44L45 55H46ZM243 53V54H242ZM247 53V54H246ZM249 53V54H248ZM254 53V54H253ZM255 53H257V54H255ZM50 54V55H49ZM62 54V55H61ZM69 56H68V55ZM72 54V55H71ZM212 54H210V55H212ZM230 54V55H229ZM239 54H241V55H239ZM244 54H246V55H244ZM252 54H253V56H252ZM57 55V56H56ZM59 55V56H58ZM204 55H205V53H204ZM237 55H239V58L242 60V61H240V59L237 57ZM243 55V56H242ZM250 55V57L252 56V58H249L248 56ZM98 57H99V55H97ZM229 56V57H228ZM241 56V57H240ZM246 56V57H245ZM52 57V58H51ZM57 58V59H56ZM237 58V59H236ZM248 58V59H247ZM245 59V60H244ZM250 59V60H249ZM63 60H65V61H63ZM235 60H238V62H236ZM53 62H54V65H53ZM60 62V63H59ZM241 62V63H240ZM242 62H244V63H242ZM65 63H66V65H65ZM248 63V62H247ZM60 64H62V65H60ZM262 64V65H261ZM62 66H64V67H62ZM70 66V67H69ZM63 68V69H62ZM258 69H259V71H260V73H258L257 74V72H259L258 71ZM263 71V72H262ZM256 74L258 75L257 76V80H258V77H259V81H260V78L261 79H263V80H261L260 81V83H261V85H259L260 83H256L255 82V80H256ZM226 79V78H225ZM225 79H224V83H225ZM256 80V81H257ZM247 81V83H249ZM227 82H228V80H227ZM226 82V83H227ZM230 82L232 83V80H230L228 83L230 84ZM253 84V83H252ZM254 84H253V86H254ZM244 85V84H243ZM240 85L242 88H245L246 89V87H244V86H246V85ZM261 86V87H259V86ZM238 86V85H237ZM240 86L238 87V89H240ZM252 86V85H251ZM253 86H252V91H253ZM236 87V86H235ZM262 88V91H261V89H259V88ZM234 88V87H233ZM232 88V89H233ZM237 88V87H236ZM235 88V89H236ZM241 88V90H243V91H245L244 89H242ZM231 89V90H232ZM235 89H233L234 91H232L233 92V94L234 93H237V92H240L239 90H236L235 91ZM51 92H48V96H47V98H48V101L50 102V104L48 105V107H49V112L52 110V111H54L53 112V114H60L61 115V120H63V122H59L61 125H63V127H62V130L60 129V132H61V134H60V138L58 137L59 135H58V133H56L55 134V132L54 131H52L51 132V134L49 133H47L46 135H47V137H46V142H44L43 140V138L41 139V137H40V139L42 140V142H39V141H37V139L38 140H40L39 138H37V139H35L36 141H37V143L40 145V147H39V145L38 144H36L34 141L35 140H33V142L35 143V146L34 147H36V148H38L40 151L38 152V149H36V148H34V149H36V151H33V152H35V153H38V155L40 156V154L41 153H47L48 151H50L51 149H50V147L53 145L54 147H56V148H54L53 146H52V150H51V152H52V156H54L56 153H54V152H56L55 150H57V148H58V150L59 149H61V151H60V153H63V155L65 156V157H67V158H73L74 160H76L77 159V157H78V159L76 160L77 162H78V165H80L81 166V168H80V166H78V168L80 169L79 171H80V174H79V180H81V182H80V184L81 185H83L84 186V188H86L85 189V191L84 192H82V194H81V196H80V198H79V204H78V206H79V209H80V223L82 222V224L83 225H87V223H88V227H90L91 226V223H92V229L91 228H89V232L87 231V233H86V236L84 235V237L86 238H89V239H87L86 238V240H88L89 242H90V244H89V246H82L81 247V255L79 256V258H78V260H77V264H79L80 262V264H99V263H102V261L106 258V257H108L107 259H105L104 261H103V263H105V264H107L108 262L111 264V263H113L115 260H114V258L116 259L117 257L115 256L116 254L118 255V253L119 252H121V251H123L124 249H127V248H129V246H127L126 244H125V246H124V244H123V242H125V240L123 241V235H122V231L120 230L121 229V226L118 228L117 226V228L118 229H116V227H115V225H117L118 224V226H119V221L120 220H123L122 218L123 217H121L124 213H126V211H127V209H130L129 207H131V206H133V205H135V204H137L138 205V201L135 203L134 202V200H137L138 198L137 197H140V195L143 193V192H145L144 190H150L151 189V187L152 188H155V186L156 187H158V189L157 188H155L156 190H157V193H156V190L155 189H152V196H151V198L150 199H152L151 200V202L153 203V201H155V199H156V201L158 200V198H160V195H161V191H162V189H163V191L162 192H165L166 191V189H169L170 187H171V189L172 188H175V190L174 189H172V191H174V192H177L179 189H181L180 187L182 186V185H180L182 182H184L186 179V181H190V179H193V178H196L198 175L200 176V174H201V172H204V171H207V172H209V174H210V176L211 177H209L208 179H206L205 181H208L212 186H218L219 187V189H218V191H215V193H214V190L213 189H215V190H217V188L215 187V188H212L211 187V185L208 183V182H200V183H193V184H191V185H193V186H191V185H189L190 183H192V182H189L188 181V183H185V187H184V185L182 186V190L185 192V190L187 191L186 193L188 194V193H192L194 196L196 195V193L195 192H199V191H201V193H197V195L198 194H201V197L204 195V191L206 190L207 192H205V194L207 195V193L209 192V194H210V192H211V194L212 195H214V194H216V193H221V194H223L224 195V198L225 199H228L231 195H232V197H230L228 200H230V201H233L234 202V200L237 198L239 201L238 202H243V201H248V200H252L253 199V194L254 193H256V194H258V197L263 193L262 191L264 190V129L262 128V127H264L263 125H262V123H264V116L262 115V114H260L261 116H263L262 117V119H260L259 117H260V115L257 117V118H259V119H257L256 117H254L253 119H257V120H253V121H255V122H252V124L251 125H248V127H247V125H245V127H246V129L245 128H243L242 130H244L245 129V133L244 132H242V134L243 135H245V137H243V138H239V140H237V141H239V142H241V143H239L238 144V142L236 141V143L234 142L233 144H231L230 145V148L232 149V150H236L235 148H241V145H242V149H241V151L244 149L245 151H247V152H245L244 150L240 153V156H236V159L237 160H233V158L235 159V157H233L231 154L233 153V152H231L230 150V148L229 147H227L225 150L226 151H228V153H229V155L230 156H228V153L224 150L223 152H221L222 153V155L221 154H219V151L221 150V149H219L218 147H219V145H220V143L222 142L221 140H222V137H223V135L224 134H226L227 135V133H229L228 131H230V133L232 132V130H234V129H236V128H231L232 126H228V127H224V126H226L225 124H226V121H224V120H222V121H224L225 122V124L223 123V125H221L219 122H221L220 120H219V122H217V124L215 123L216 121H218V119L217 118H215L216 116H218V118L219 117H225L224 119H226L227 117V115H229V113H231L230 111L232 110L233 111V107L235 106V105H237L238 106V104H234V106H233V104L232 103H230L231 101H226L225 102V104L227 103L230 107H232V109L228 106V105H226L227 107H225V104L223 105V100L221 101V103L220 104H218V105H221L220 107L218 106V105H216V104H214L215 106H218L219 108H223V110L221 111L220 109H217L216 107L214 108V105L212 106V104H210L208 107L209 108H205L204 106V108L203 107H201V109H200V111L198 112V113H196L195 114V116L197 115L198 116V114H199V116L201 117V115H205V117H203V118H205L204 120L203 119H201V120H203L202 122H200L201 120H199L198 118H196V119H198L197 121H196V123L194 122L195 120H193L192 118V120H193V128H196V125L198 124V125H200V128H199V126H197V128H196V130L195 129H193V128H191V131H189V133H188V131H187V135L186 134H184L183 136H182V139L181 138H179L177 141H176V144H175V146H174V148H173V152H171V150L168 152L167 151V153L166 152H164V153H162V151H161V155H160V152H159V150L158 149H156V148H154V149H152V151L151 150H149L147 153H151L150 155L148 154L147 156H149L147 159L151 162H149L148 160H146L147 162V164H145L146 165V167H145V169H144V166H143V168H142V171H143V173L145 174V172L147 173V175L148 174H150L151 176L150 177H152V178H150L149 177V180L147 179V183H144V187L139 191H137L136 189V192H132L130 189L131 188H133L134 187V185H133V183H134V172H133V165H132V161H133V158H132V156L134 157L135 156V153L134 154H132V149L131 148H128V146L127 145H129L130 147H131V145L129 144V143H127V142H125V141H122L121 139H119V138H117L118 139V142H116L117 141V139L115 140L114 139V137H112V135H110L109 136V134L110 133H108V129L107 128H109V126H113V127H115V125L116 126H118V129L120 128V129H129L130 127H131V125H127L128 123H127V119L129 118V120L131 121H134V118L132 119V117H128V118H122V117H120L121 119H113L112 118V120H111V118H108V117H106L105 119L103 118H100V120H97V122H94L95 124H96V126L94 127V123L93 122H90L89 124H88V122L86 123V122H84L85 121V116H89V115H87L88 113L82 108V107H79V106H81V103L80 102H78V99H76V100H74L75 98H74V96L73 97H71V95H69L68 93H64V92H55V91H53V90H50ZM256 91H255V94H257L256 93ZM232 92L230 91L229 92V94L228 95H233L232 94ZM253 94H254V92H252ZM34 95H37V98H36V101H37V99L40 97V94L37 92H34ZM57 95V96H56ZM228 95L226 96V98H224V100L226 99V100H228L229 99V97H228ZM53 96V97H52ZM54 97H55V99H54ZM51 98H53V99H51ZM67 100H66V99ZM250 98L251 97H248V100L250 101H248V100H246V99H244V102L246 101H248V103H244V104H248L247 105V107H251V106H249V104L251 105L253 102H252V100H250ZM51 99V100H50ZM53 100H55V101H53ZM70 100H72V101H70ZM230 100V99H229ZM60 101H62V103H60ZM75 101V102H74ZM65 104H64V103ZM74 102V103H73ZM54 103V104H53ZM57 103H59V104H57ZM80 104V105H77V104ZM56 104V105H55ZM61 104H63V105H61ZM74 104V105H73ZM75 104H76V106H75ZM54 105V106H53ZM60 105V106H59ZM223 105V106H222ZM240 105V104H239ZM253 105V104H252ZM67 106V107H66ZM74 106V107H73ZM78 106V107H77ZM199 106V105H198ZM237 106H235L234 108H239V106L237 107ZM240 106H242V104L240 105ZM60 107L62 108V109H60ZM63 107H64V109H63ZM68 108V109H67ZM74 108V109H73ZM196 108V107H195ZM221 108V109H222ZM224 108H226V109H228L229 108V110L227 111L226 109H224ZM51 109V110H50ZM58 109V110H57ZM197 110H198V107L196 108ZM196 109L194 110V112L196 111ZM66 110V111H65ZM71 110V111H70ZM51 111V112H52ZM60 111H61V113H60ZM64 111V112H63ZM75 111V112H74ZM209 111V112H208ZM210 111H212V113H214V114H212ZM72 112V113H71ZM191 112V113H190ZM192 110L190 111H187L186 113L187 114H192L193 115V113H194ZM205 112H208V114H211V115H209V119H208V116H207V113L206 114H204ZM221 112H223V113H221ZM68 113V114H67ZM74 113V114H73ZM76 113H78V114H76ZM83 113V114H82ZM202 113V114H201ZM219 115H218V114ZM50 114H52V113H50ZM58 114V115H59ZM63 114V115H62ZM67 114V115H66ZM216 114V115H215ZM221 114H222V116H221ZM65 115V116H64ZM192 115H190L191 117H192ZM68 116H69V118H68ZM77 116H79V117H77ZM196 116V117H197ZM257 116V115H256ZM53 117V116H52ZM71 117V118H70ZM74 117V118H73ZM77 117V118H76ZM194 117V116H193ZM212 117H214V120H213V118ZM229 117V116H228ZM76 118V119H75ZM80 118V119H79ZM107 118H108V120H107ZM188 118H190V117H188ZM65 119V120H64ZM82 119V120H81ZM137 118H135V120H136ZM207 119V120H206ZM213 121H215L212 125H210L211 124V122H212V120ZM220 119V118H219ZM228 119V118H227ZM84 120V121H83ZM114 120V121H113ZM121 121V123H120V121ZM122 120H124V121H122ZM127 120V121H126ZM191 120V121H192ZM51 121H52V123H55V125H57V126H59V124H58V122H55L56 120L54 119H51ZM65 121V122H64ZM101 121V122H100ZM119 121V122H118ZM131 121V122H132ZM209 123H208V122ZM262 121V123H259V122H261ZM83 122V123H82ZM122 122L123 123H125V124H122ZM129 122V121H128ZM148 122H151V120H149ZM147 122V123H148ZM152 122H155V120H152ZM203 122H205V124H201V123H203ZM227 122H228V124H230L229 123V119L227 120ZM256 122H258V123H256ZM102 123V124H101ZM209 125H208V124ZM219 123V124H218ZM253 123H255V124H253ZM72 124V125H71ZM81 124H83V125H81ZM105 124V125H104ZM108 124V125H107ZM195 124V125H194ZM258 124V125H257ZM259 124H261V128L263 129L262 131L260 130L261 128H259L260 127V125ZM92 125V126H91ZM97 125H98V127H97ZM123 125V127L125 126L126 128H121V126ZM207 125V126H206ZM214 125V126H213ZM216 125V126H215ZM223 126V127H220V126ZM258 127V128H256V126ZM56 126V127H57ZM78 126H80V127H78ZM99 126H105L104 128H106V130L105 129H103V127L101 128H99ZM107 126V127H106ZM134 125H132V127H131V129H134V127H133ZM251 126H255V128H253L252 127V129L253 130H255V131H253V130H251V128H249V127H251ZM59 127H61V126H59ZM78 127V128H77ZM97 127V130H98V128H99V130L97 131L96 129H94V128H96ZM136 127H138V126H136ZM209 127V128H208ZM211 127V128H210ZM215 127V128H214ZM230 127V128H229ZM68 128V129H67ZM69 128H70V130H69ZM84 128H85V131H83L84 130ZM116 129H117V127H115ZM247 128H249V130L250 131H252L251 133H250V131H248V129ZM74 129V130H73ZM79 129V130H78ZM92 129L95 131V133L92 131ZM193 129V130H192ZM213 129V130H212ZM215 129V130H214ZM219 129V130H218ZM257 129V130H256ZM72 130V131H71ZM76 130H77V132H76ZM86 130H87V132H86ZM91 130V131H90ZM102 130V131H101ZM227 130V131H226ZM51 131V130H50ZM62 131H64V132H62ZM75 131V132H74ZM185 131V130H184ZM201 132V133H197V135H195L196 134V132ZM206 131V132H205ZM250 133V134H248V132ZM256 131H258L257 132V135L255 134L256 133ZM190 132H192L191 134L193 135H191L190 134ZM205 132V133H204ZM212 132V133H211ZM223 132H224V134H223ZM261 132V133H260ZM263 132V133H262ZM84 133V134H83ZM91 133H94L95 135H93V134H91ZM104 133V134H103ZM108 133V134H107ZM194 133V134H193ZM210 133V134H209ZM253 133H254V135H253ZM74 134V135H73ZM76 134V135H75ZM81 136H80V135ZM189 134H190V136H189ZM200 134V135H199ZM261 134V135H260ZM45 135V134H44ZM52 136V138H51V136ZM55 135V137H53ZM68 135V136H67ZM86 135H87V141H85L86 139H85V137H86ZM97 135V136H96ZM251 135V136H250ZM260 137H259V136ZM92 138H90V137ZM94 136H95V138H94ZM185 136V137H184ZM256 138H255V137ZM49 137H50V139H49ZM81 137V138H80ZM83 137V138H82ZM89 137V138H88ZM103 137H104V139H103ZM219 137H221V138H219ZM228 136H226L225 137V135H224V139H226ZM241 137V136H240ZM251 137V138H250ZM55 138V139H54ZM59 138V139H58ZM185 138V139H184ZM210 138V139H209ZM218 138H219V142H217L218 141ZM248 138H249V142H247V140H248ZM254 138V139H253ZM258 138V139H257ZM82 139V140H81ZM85 139V140H84ZM99 139H101V140H99ZM112 141H111V140ZM154 139H157V138H153V140ZM209 139V140H208ZM223 139V140H224ZM250 139H252L251 141H250ZM260 139H262V140H260ZM51 142H50V141ZM80 140V141H79ZM94 142H93V141ZM109 140V141H108ZM152 140V139H151ZM152 140V142L151 143H153V144H155V140L153 141ZM202 140V141H201ZM256 140V141H255ZM69 141V142H68ZM150 141V140H149ZM148 140L145 142V141H142V143H137L136 145H138V144H140L139 145V147H142V145L144 146L145 144L144 143H148L149 142ZM157 141L159 142V140L157 139ZM157 141H156V143H157ZM185 141H187L186 143H185ZM214 141V142H213ZM221 141V142H220ZM33 142H32V144H33ZM50 142V143H49ZM82 142V143H81ZM123 144H122V143ZM124 142L125 143H127L126 145H124ZM216 142V143H215ZM251 142V143H250ZM254 142V143H253ZM51 143H52V145H51ZM70 143H72V144H70ZM88 143V144H87ZM150 143V142H149ZM148 143V144H149ZM150 143V144H151ZM206 143V144H205ZM212 143V144H211ZM219 143V144H218ZM244 143H245V145H244ZM256 143V144H255ZM51 146H50V145ZM58 144V145H57ZM111 144H113V145H115L116 147H118V148H116L115 146H113V145H111ZM121 144H122V146H123V148H121L122 146H121ZM147 144V145H148ZM178 144V145H177ZM187 144V145H186ZM199 144V145H198ZM202 144H203V146H202ZM211 144V145H210ZM218 144V145H217ZM235 144V145H234ZM241 144V145H240ZM258 144V145H257ZM76 145H77V147H76ZM108 145V146H107ZM111 145V146H110ZM135 145V146H136ZM183 145V146H182ZM207 145V146H206ZM214 147H213V146ZM234 145V146H233ZM237 145H238V147H237ZM253 147H252V146ZM256 145V146H255ZM260 145V146H259ZM49 146V147H48ZM82 146V147H81ZM112 146H113V148H112ZM124 146H125V148H127V149H125L124 148ZM135 146H133L132 145V147H135ZM178 146V147H177ZM185 146V147H184ZM199 146H200V148H199ZM218 146V147H217ZM232 146V147H231ZM247 146V147H246ZM261 147V148H259V147ZM72 147V148H71ZM86 147V148H85ZM91 147V148H90ZM115 147V148H114ZM138 147V146H137ZM136 147V148H137ZM194 147V148H193ZM207 147V148H206ZM234 147V148H233ZM244 147V148H243ZM46 149V150H44V151H42L43 149ZM49 148V150L47 151V149ZM75 148V149H74ZM219 150H218V149ZM32 149H33V147H32ZM129 149H130V151H129ZM156 149V150H155ZM197 149V150H196ZM227 149H230V150H227ZM251 149V150H250ZM255 149V150H254ZM257 149H259V150H257ZM57 150V151H58ZM125 152H124V151ZM186 150V151H185ZM194 150V151H193ZM197 151V153H196V151ZM132 151V152H131ZM151 151V152H150ZM154 151H157V152H154ZM181 151H182V153H181ZM256 151V152H255ZM130 152V153H129ZM159 152V153H158ZM171 152V153H170ZM188 152V153H187ZM213 152V153H212ZM226 154H225V153ZM230 152H231V154H230ZM245 152V153H244ZM34 153V154H35ZM166 153V154H165ZM180 153V154H179ZM192 153H196L195 155L196 156H193V154H192V156H191V154ZM223 153H224V155H223ZM244 153V154H243ZM248 153V154H247ZM33 154V153H32ZM34 154H33V156H34ZM158 154H159V157H161L163 154H165L163 157H162V159L160 158V161L163 163V166H161L162 165V163L158 166V165H156V164H159V160L158 161H156L157 159H158ZM170 154V155H169ZM198 154V155H197ZM216 154H219V155H221V156H219V155H216ZM263 154V155H262ZM36 156L37 158H39V156ZM48 155H50L49 154V152H48ZM145 155H146V152H145ZM184 155V156H183ZM200 155V156H199ZM209 155V156H208ZM214 155H215V157H214ZM241 155H243V156H241ZM246 156V158H244L245 156ZM42 156H44V155H42ZM72 156V157H71ZM146 156V157H147ZM168 156V157H167ZM190 156V157H189ZM223 156V157H222ZM41 157V156H40ZM51 156H49L48 157V160H50L49 158H50ZM146 157H145V159H146ZM170 157L172 158V159H170ZM194 158V160L195 161H198V162H200L201 161V164L203 165V167H204V170H202V171H200V172H197V174H195V176H194V172L186 165V164H190V162L192 161V159ZM225 157H226V161L225 160H223V159H225ZM232 157V158H231ZM239 157H241V160H240V158ZM260 157H262V158H260ZM33 158V157H32ZM35 159V156H34V159H35V161H34V163L32 164L33 166L34 165H36V167H37V165H38V163H41L39 160H40V158L39 159ZM43 158V157H42ZM46 157H44V159H45ZM153 158V159H152ZM167 160H166V159ZM174 158V159H173ZM186 158V159H185ZM192 158V159H191ZM209 158V159H208ZM214 158H215V162H214ZM260 158V159H259ZM43 159V160H44ZM47 159V158H46ZM45 159V161L46 162H48L47 160ZM54 159V158H53ZM231 159V160H230ZM245 159V160H244ZM249 161H248V160ZM251 159V160H250ZM256 159H258V160H256ZM38 160V161H37ZM51 160H52V157H51ZM153 160H154V162H153ZM163 160V161H162ZM189 160H191V161H189ZM211 160V162H210V164H211V166H210V164H209V161ZM220 160H221V162H220ZM228 160H230L229 162H228ZM80 161V162H79ZM165 161V162H164ZM179 161V162H178ZM189 161V162H188ZM239 161V162H238ZM253 161V162H252ZM45 162V164L43 165V166H45L47 163ZM52 162H54V160L52 161ZM154 163V166H151L153 163ZM157 162V163H156ZM167 162H169V163H167ZM178 162V163H177ZM226 162V163H225ZM228 162V163H227ZM231 162V163H230ZM245 162V163H244ZM247 162H248V165H247ZM252 164H251V163ZM257 162H259V163H257ZM43 163V162H42ZM164 163H166V164H164ZM171 163V164H170ZM173 163V164H172ZM175 163H177V164H175ZM234 163H236V164H234ZM242 164V166L240 165V164ZM262 165H261V164ZM50 164V165H49ZM40 165V164H39ZM48 165H49V167L52 165L53 166V164L49 161L48 162ZM165 165V166H164ZM182 165V166H181ZM205 165V166H204ZM210 167H209V166ZM233 165V166H232ZM234 165H236V166H234ZM238 165V166H237ZM247 167H246V166ZM249 165H251V166H249ZM257 165V167L255 168L254 166H256ZM33 166H31V167H33ZM41 166V165H40ZM47 166V165H46ZM158 166V170L157 169H154L153 170V167H157ZM160 166H161V168H160ZM243 166H244V168H243ZM30 167V168H31ZM35 167V166H34ZM39 167V166H38ZM38 167L36 168L37 169V172L39 171V169H38ZM149 168L148 170H146V168ZM168 169H167V168ZM206 167L209 169V171H208V169H206ZM234 167H237V168H234ZM246 167V168H245ZM249 167V168H248ZM252 167V168H251ZM258 167H260V168H258ZM40 168V167H39ZM42 168V167H41ZM163 168H165V169H163ZM179 168V169H178ZM188 168H189V171H188ZM213 169V170H211V169ZM228 168V169H227ZM31 169H33V168H31ZM42 169H44V168H42ZM41 169V170H42ZM46 169V168H45ZM44 169V170H45ZM160 169H161V171H160ZM242 169V170H241ZM250 169V170H249ZM252 169V170H251ZM34 170V171H33ZM32 171L33 172H36L35 171V169H33ZM47 170V169H46ZM46 170H45V172H46ZM145 170V171H144ZM150 170V171H149ZM152 170V171H151ZM157 170V171H156ZM169 170V171H168ZM238 170H241V171H243L240 175H239V172L240 171H238ZM247 170V172L248 173H246V172H244V171H246ZM249 170V171H248ZM256 170V171H255ZM43 171V170H42ZM52 170H50L49 172L51 173H49L50 175H51V177H54V176H52V174L54 173H52L51 172ZM53 171H55V169H53ZM156 171V172H155ZM175 171V172H174ZM176 171H178V172H176ZM212 171V172H211ZM231 173H229V172ZM234 171H235V173L236 172H238V173H236V174H238V176L237 175H235V173H234ZM253 171H255V172H253ZM44 172V171H43ZM44 172V173H45ZM173 172V173H172ZM187 172V173H186ZM189 172V173H188ZM214 172H215V174L217 175V176H215V174H214ZM40 173H42L41 171H40ZM43 173V174H44ZM56 173V172H55ZM154 173V174H153ZM157 173V174H156ZM160 173H162V175L160 174ZM165 173H166V175H165ZM167 173H168V175H167ZM200 173V174H199ZM204 173H206V172H204ZM234 173V175L235 176H237V177H235L234 175H232ZM244 173V174H243ZM245 173H246V175L247 176H243V175H245ZM257 173V174H256ZM47 175H48V173H46ZM45 174V175H46ZM82 174V175H81ZM164 174V175H163ZM179 174V175H178ZM184 174V175H183ZM186 174V175H185ZM213 175V177H212V175ZM221 174V175H220ZM255 174V175H254ZM260 174V175H259ZM35 175V174H34ZM37 175V174H36ZM40 175V174H39ZM53 175H55V174H53ZM173 175V176H172ZM225 175V176H224ZM243 177H242V176ZM185 176V177H184ZM194 176V177H193ZM198 176V177H199ZM226 176H228V178H231V180L230 179H228ZM231 176V177H230ZM234 176V177H233ZM263 176V177H262ZM35 177V176H34ZM34 177H33V179H34ZM37 177V176H36ZM48 177V179H49V175L47 176ZM47 177H46V179H47ZM158 177H159V179H158ZM161 177H163V179L161 178ZM165 177V178H164ZM182 177V178H181ZM226 177V178H225ZM255 177V180L253 179ZM260 177V178H259ZM44 178V175H40L35 181H34V186H36L37 187V185L39 184V182L40 183H42L44 180H46V179H43ZM55 180H57V178H56V175H55ZM53 178V179H54ZM107 179V180H104V179ZM175 178V179H174ZM182 180H184V181H182ZM184 178V179H183ZM211 178V180L209 181V179ZM225 178V179H224ZM233 178H235V180L233 179ZM248 180H251V181H248ZM253 180H252V179ZM257 178V179H256ZM259 178V179H258ZM262 178V179H261ZM42 179H43V181H42ZM47 179V182L49 183V184H53V182L52 181H50V182H52V183H50L49 182V180ZM51 179V178H50ZM52 179V180H53ZM93 179V180H92ZM226 179H227V181H226ZM233 179V180H232ZM241 179V180H240ZM247 181H246V180ZM263 180V181H261V180ZM55 180H53V181H55ZM172 180V181H171ZM220 180V181H219ZM239 180H240V182H239ZM257 180L258 181H261L262 183L260 184V182H257ZM42 181V182H41ZM106 182V183H103V182ZM149 181V182H148ZM159 181V182H158ZM161 181V182H160ZM170 181V182H169ZM182 181V182H181ZM217 181V182H216ZM219 181V182H218ZM222 181V182H221ZM224 181V182H223ZM233 181H235V182H233ZM83 182V183H82ZM155 182V183H154ZM231 182H233L232 184H231ZM239 182V183H238ZM247 182H249V183H247ZM255 182V183H254ZM259 183V184H257V183ZM37 183V184H36ZM47 183V184H48ZM158 185H157V184ZM173 183V184H172ZM205 183V184H204ZM207 183L209 184V186H210V189H209V186L207 185ZM214 183V184H213ZM217 183V184H216ZM229 185H228V184ZM252 184V186H251V184ZM254 183V184H253ZM90 186H88V185ZM106 184V185H105ZM108 184V185H107ZM124 184V186H123V189H121L122 188V185ZM164 184V185H163ZM195 184V185H194ZM197 184V185H196ZM201 184V185H200ZM203 184L205 185V186H203ZM227 184V185H226ZM238 184H240V185H238ZM257 184V185H256ZM263 184V185H262ZM87 185V186H86ZM98 185V186H97ZM128 185V187H129V190H130V192L128 191H126V189H128L126 186ZM154 187H153V186ZM224 185H226V187H224ZM248 185H250V186H248ZM39 186H40V184H39ZM49 186V185H48ZM53 186V185H52ZM52 186H49L50 188L52 187ZM86 186V187H85ZM104 186V187H103ZM173 186V187H172ZM180 186V187H179ZM198 186H199V188L200 189H198ZM202 186V187H201ZM229 186V187H228ZM235 186V187H234ZM238 186V187H237ZM239 186H241V188L239 187ZM255 186V187H254ZM93 187V188H92ZM99 187V188H98ZM111 187H113V188H111ZM125 187H126V189H125ZM146 187H147V189H146ZM163 187V188H162ZM169 187V188H168ZM176 187H177V189H176ZM178 187H179V189H178ZM185 189H184V188ZM194 187V188H193ZM204 187V188H203ZM231 187V188H230ZM251 187H252V189H251ZM53 188V187H52ZM95 188V189H94ZM97 188H98V190H97ZM101 188V189H100ZM110 188V189H109ZM145 188V189H144ZM166 188V189H165ZM189 188H191L190 190L191 191H193V192H190L189 191ZM195 188H197V189H195ZM212 188V189H211ZM229 188V189H228ZM238 188H240V190L238 189ZM256 188V189H255ZM106 189V190H105ZM113 191H112V190ZM115 189V190H114ZM164 189H165V191H164ZM171 189H169V190H171ZM204 189V190H203ZM232 189V190H231ZM236 189V190H235ZM251 189V190H250ZM96 192H95V191ZM121 190V191H120ZM158 190H159V194H158ZM196 190V191H195ZM209 190V191H208ZM210 190H212V191H210ZM235 190V191H234ZM242 190V191H241ZM100 191H101V193H100ZM103 191L105 192V193H103ZM127 192V195H128V197H126L125 196V194H126V192ZM168 191V190H167ZM203 191V192H202ZM234 191V192H233ZM236 191H237V193H236ZM254 191V192H253ZM259 192V193H257V192ZM97 192H99V193H97ZM121 192V193H120ZM132 192V196H131V193ZM138 192V193H137ZM231 192H232V194H231ZM239 192V193H238ZM245 192V193H244ZM247 192H249V194L247 193ZM97 193V194H96ZM108 193V194H107ZM118 193V194H117ZM141 193V194H140ZM226 193L228 194V195H226ZM234 193V194H233ZM242 195H241V194ZM47 195H48V193H46ZM93 194V195H92ZM103 196H102V195ZM117 194V195H116ZM120 194V195H119ZM163 194V193H162ZM241 195V196H237V195ZM243 194H245V196L243 195ZM260 194V195H259ZM38 195V194H37ZM35 195V196H33L32 197V199H31V204H30V200L27 202L26 200H22V201H24L23 203H19V205H17L16 206V213H17V222L22 226V227H26V229L28 228L29 229V231H28V233H27V235H26V238H27V242H26V244L23 246L24 247V249L26 250V251H37L38 253L40 252V246H41V244L43 243V244H45V239H44V237L42 236V232L41 231H38V226L40 227V224H41V218H43V213H41L40 214V211H44L45 209H46V203L44 202L45 201V199H46V197H45V199L43 200V203H42V201H41V198H44V197H40V195ZM42 195V194H41ZM45 195V194H44ZM43 195V196H44ZM46 195V196H47ZM84 195V196H83ZM87 195V196H86ZM105 195H106V197H105ZM134 195V196H133ZM156 195L158 196V197H156ZM193 195H191V196H193ZM196 195V196H197ZM206 195H204L203 197L204 198H207L206 197ZM234 195H235V197H234ZM247 195V196H246ZM251 195V196H250ZM98 196V197H97ZM100 196H102V197H100ZM108 196H110V198L108 197ZM113 196V197H112ZM129 196H130V198H129ZM200 196V195H199ZM208 196V195H207ZM91 197V198H90ZM104 197H105V199H104ZM208 197H210V195L208 196ZM227 197V198H226ZM239 197H241V198H239ZM251 197V198H250ZM37 198H39V199H37ZM110 200H109V199ZM119 198H120V200H119ZM125 198V199H124ZM129 198V199H128ZM134 200H133V199ZM154 198V199H153ZM231 198H232V200H231ZM235 198V199H234ZM37 199V200H36ZM93 199V200H92ZM96 199V200H95ZM101 199H102V201H101ZM108 199V200H107ZM121 199H123V200H121ZM237 199L235 200V202L234 203H236L237 202ZM241 199V200H240ZM245 199V200H244ZM87 200H88V202H87ZM104 200H106L105 202H104ZM113 200V201H112ZM125 200V201H124ZM127 200V201H126ZM22 201H20V202H22ZM39 202L40 204L42 203V205H38L39 203H37L36 204V202ZM97 201V202H96ZM101 201V202H100ZM107 201H109L110 203H108ZM112 201V202H111ZM116 201H117V203H119V204H117L116 203ZM255 201H256V199H255ZM259 203H258V202ZM256 202H255V207L257 208V209H259L258 210V212H259V215L256 217V219H258V220H256L255 218H253V217H246L247 219H244L245 221H243L242 223V225L240 226V225H238V229L241 231H237L239 234H235L236 235V237H234V238H232L233 240H235L236 239V241L235 242H238V240L240 239V241H242V243H249V241H250V245L249 246H252L251 244H255V245H253L252 247H254L256 250H259V252L260 253H262L261 255H263L264 254V234H263V236H262V234H259L258 232H259V230H261V229H263V227H264V204H262L261 202H260V200H257ZM25 202H27V203H25ZM100 202V203H99ZM114 202V203H113ZM25 203V204H24ZM45 203V205H43ZM85 203V204H84ZM95 203V204H94ZM104 203V204H103ZM113 203V204H112ZM122 205H124V206H122ZM124 203V204H123ZM134 203V204H133ZM148 202H146L145 203V206H146V204H147ZM154 203H157V202H154ZM34 204H36V205H34ZM115 204H117V205H115ZM130 204V205H129ZM260 204H262V205H260ZM32 207H30V206ZM85 205V206H84ZM87 205L89 206V207H87ZM101 205V206H100ZM105 205V206H104ZM110 205H112V206H109ZM122 207H121V206ZM127 207H126V206ZM137 205H135V206H133V207H131V209L132 208H134V209H132V210H134V211H132L133 213H134V215L132 216V218H131V216L127 219V223H126V225H128L129 226V224H131V225H134V226H136V225H139L141 222L143 223V221H145V223L147 224L148 222V224L150 225L151 224V220H150V218H148L149 216V214L147 213V211H144L143 209L145 208V206H144V204H143V206L144 207H142V206H137ZM260 205V206H259ZM38 206H39V208H38ZM44 206V207H43ZM97 206V207H96ZM117 206V207H116ZM155 206H158V204H155V205H153V207L152 208H154L155 210L158 208H155ZM29 207V208H28ZM112 207V208H111ZM122 209H121V208ZM135 207L137 208V210L138 209H140V210H136L135 209ZM141 207V208H140ZM24 208V209H23ZM41 208H43V209H41ZM83 208V209H82ZM87 208V209H86ZM89 208V209H88ZM110 208V209H109ZM115 208H116V210H115ZM119 208V209H118ZM242 210L243 208H242V206L240 207H238V208H235L233 211L231 210V211H228L227 212V214L228 215H230L231 216V213H232V217L233 216H236V214L238 213H240V214H243V213H241L242 211H244V209L242 210V211H240V209ZM263 208V209H262ZM22 209V211H18V210H21ZM38 209H40V211L38 210ZM100 211H99V210ZM103 209V211H101ZM159 209H160V207L158 208V210L157 211H159ZM31 210H35V212L34 211H31ZM82 210H84V211H82ZM96 210V211H95ZM106 210V211H105ZM119 210V211H118ZM238 210V211H237ZM260 210H262V211H260ZM30 211V212H29ZM42 211V212H43ZM120 211H122V212H120ZM142 211H144V213L142 212ZM240 211V212H239ZM36 212L38 213V214H36ZM82 212V213H81ZM84 212V213H83ZM94 212V213H93ZM110 214H109V213ZM135 212H137V213H135ZM236 212V213H235ZM263 212V213H262ZM0 213H2L1 211H0ZM32 213V214H31ZM88 213V214H87ZM102 213H104V214H102ZM108 213V214H107ZM121 213V214H120ZM145 213H147V214H145ZM152 213H155L154 211L152 212ZM29 214V215H28ZM31 214V215H30ZM40 214V215H39ZM93 216H92V215ZM142 214V215H141ZM145 214V215H144ZM262 216H261V215ZM27 215V216H26ZM35 215V216H34ZM83 215V216H82ZM110 217H109V216ZM114 215V216H113ZM222 215H226V212L224 213V214H221L219 217H222V218H224V216H222ZM227 215V216H228ZM3 216V217H2ZM31 216V217H30ZM36 218L35 220H32V218L34 219V217ZM113 216V217H112ZM140 216V217H139ZM226 216V217H227ZM260 216V217H259ZM19 217V218H18ZM30 217V218H29ZM104 217H106V218H104ZM117 217V218H116ZM23 218V219H22ZM96 218V219H95ZM131 218V219H130ZM137 218H138V220H137ZM143 218H145V219H143ZM164 218V217H163ZM163 218H160V219H162L161 220V223H165V220H167L168 218H165V219H163ZM250 218V219H249ZM29 221H28V220ZM31 219V220H30ZM98 219V221H93V220H97ZM115 219V220H114ZM141 219H143V220H141ZM255 219V220H254ZM1 220H2V222H1ZM25 220V222H23ZM129 220V221H128ZM186 220V219H185ZM185 220L183 221V222H185ZM3 221H5V217H4V215H3V213L0 215V254L3 252V253H5L6 251H7V249H8V247H9V244H7V238H5V236H6V234H4V231L6 232V230H5V228H6V223L5 222H3ZM116 221H118V222H116ZM138 221V222H137ZM157 221H158V224L160 223V220H158L157 219ZM168 221V220H167ZM248 221H250V222H248ZM94 222H96V223H94ZM102 222V223H101ZM112 224H111V223ZM136 222V223H135ZM244 222L245 223H247V224H244ZM4 225H2V224ZM98 223V224H97ZM101 223V224H100ZM137 223H139V224H137ZM144 223V224H145ZM121 224V223H120ZM146 225L147 227L149 226V225ZM24 225V226H23ZM36 225H37V227H36ZM165 225V224H164ZM171 225V224H170ZM170 225L169 226H166L165 225V227H166V229L167 228H169L170 227ZM246 225V226H245ZM112 226V227H111ZM133 226V227H134ZM156 226V225H155ZM245 226V227H244ZM249 226H250V228H249ZM253 226V227H252ZM132 226H130V228H131ZM132 227V228H133ZM242 227V228H241ZM248 227V228H247ZM114 228V229H113ZM162 228H164V226L162 227ZM162 228H159L160 230L162 229ZM241 228V229H240ZM260 228V229H259ZM158 229V230H159ZM165 229V228H164ZM164 229H162L160 232L163 234V233H165L164 231L166 230H164ZM243 229V230H242ZM40 230V229H39ZM118 232H117V231ZM164 230V231H163ZM257 230V231H256ZM121 233H120V232ZM149 231V230H148ZM246 231V232H245ZM251 231V232H250ZM160 232H157V233H160ZM120 233V234H119ZM148 233V232H147ZM160 233V234H161ZM257 233V234H256ZM87 234H89V235H87ZM255 234V238H254V235ZM242 236L241 238L239 237L238 238V236ZM247 235H248V237H247ZM256 235H259V237H257ZM261 235V236H260ZM97 236V237H96ZM119 236H120V239H118L119 238ZM122 236V237H121ZM194 236H191L190 235V238L191 239H189V236L188 237H186V238H188V239H186V240H188V241H194L195 242V239L193 238ZM245 237V238H244ZM260 237L262 238V239H260ZM193 238V239H192ZM238 238V239H237ZM250 238V239H249ZM257 238V239H256ZM93 239V240H92ZM242 239V240H241ZM245 239V240H244ZM251 239H253L252 240V243H251ZM260 239V240H259ZM118 240V241H117ZM121 240L123 241L122 243H121ZM145 240V239H144ZM244 240V241H243ZM263 242H262V241ZM113 241V242H112ZM188 242V243H185V242H187V241H184L183 243H181V244H183L184 245V243H185V245L186 246H193L192 244H194V242ZM253 241H254V243H253ZM256 241H259V242H256ZM112 242V243H111ZM119 242V243H118ZM148 243H150L151 244V242H152V240H149V241H147ZM147 242H145L144 243V246L146 247V245H147V247H148V243ZM118 243V244H117ZM121 243V244H120ZM247 243V244H248ZM257 243H260V244H257ZM108 246H107V245ZM114 244V245H113ZM150 244H149V246H150ZM257 244V245H256ZM100 245V246H99ZM184 245V246H185ZM121 246V247H120ZM182 246V245H181ZM261 246V247H260ZM124 247V248H123ZM183 247V246H182ZM94 248V249H93ZM100 250H99V249ZM106 248V249H105ZM247 248V247H246ZM99 251H98V250ZM105 251H104V250ZM117 249V250H116ZM245 248H243V250H244ZM6 250V251H5ZM97 250V251H96ZM101 250H102V252H101ZM112 250V251H111ZM85 251V252H84ZM115 251V252H114ZM111 252V253H110ZM94 253V254H93ZM101 253V254H100ZM107 253V254H106ZM110 254V255H109ZM84 255V256H83ZM86 255V256H85ZM109 255V256H108ZM113 255V256H112ZM224 256H222V254H221V256L219 255V257L217 258L218 260V263L217 262H215L214 261V263L212 262L211 264H241L240 262H244V263H242V264H251L250 262H247L246 260H248L247 259V257L248 256H246V255H242L243 257H240V255L236 258V257H234V255H233V253H227V254H223ZM119 256V255H118ZM226 256H228V257H226ZM105 257V258H104ZM233 257V258H232ZM46 257H45V254H41V255H37L36 256V259H35V263L34 264H44V259H45ZM225 258V259H224ZM262 258V259H261ZM260 258V260H257V261H254V264H264V255L262 256ZM2 259H4L3 257H1L0 256V264H4V260H2ZM230 259H232V261L230 260ZM246 259V260H245ZM114 260V261H113ZM118 260V259H117ZM242 260V261H241ZM78 261H79V263H78ZM99 261V262H98ZM230 261V262H229ZM235 261V262H234ZM260 261V262H259ZM246 262V263H245ZM257 262V263H256ZM108 263V264H109ZM253 264V263H252Z\"/></svg>",
  "mask_w": 264,
  "mask_h": 264
}]
</instances>
